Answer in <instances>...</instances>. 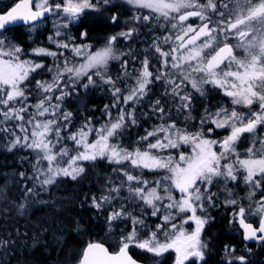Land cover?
I'll use <instances>...</instances> for the list:
<instances>
[{"label":"snow or ice","instance_id":"obj_1","mask_svg":"<svg viewBox=\"0 0 264 264\" xmlns=\"http://www.w3.org/2000/svg\"><path fill=\"white\" fill-rule=\"evenodd\" d=\"M133 9H147L149 15L133 13L131 19L150 23L163 20L161 27L170 26L172 34L162 37L165 44L174 43L169 50H162L154 40L152 47L161 58L156 72L150 71V61L145 56L138 74L128 71V61L124 55L136 59L131 52H117L118 38L128 40L136 32L129 28L108 38L107 44L96 51L90 45H74L49 36L58 48L71 49L75 57L83 62L76 63L65 57L57 63L51 81L36 80L37 100L30 102L32 74L45 65L26 59L24 49L3 33L8 26L22 23L29 31L39 26L46 15L63 16L57 25L55 36L63 33L70 23L79 21L86 10L98 12L111 4V0H17L6 12L0 13V133L7 140V151L22 148L36 153L33 165L35 181L47 191L58 178L66 177L76 181L83 177L86 167L82 162L95 163L106 160L123 177L116 183L110 177L102 185L99 196H91L90 207L103 214L108 231L119 227L117 222H126L120 233L118 251L112 252L102 242H89L84 248L79 264H137L129 254L131 247L138 248L155 257L164 253H175V264H207L208 244L202 233L211 217L200 215L208 207H217L215 193L210 191L214 183L238 180L243 174L244 183L250 189V204L239 206L233 212L230 224L239 225L244 241L264 243V196L252 201L256 191L264 189V137L258 136V129L264 127V0H123ZM154 14V15H153ZM112 23L118 15L111 17ZM192 21V22H190ZM87 36L81 33V39ZM159 39V38H158ZM235 39V44L230 43ZM238 50L243 55H238ZM33 56H64L43 47L32 49ZM121 61L123 77L134 80L122 89L117 84L121 77L113 79L109 74L110 61ZM67 77L65 80L64 78ZM86 78V82H84ZM162 82L178 113H183L185 122L192 116L194 95L206 97L209 88L218 89L229 98L231 108L224 105L215 109L204 106L199 118V128L193 132L180 127L160 99L151 105L160 124L138 138L136 147L129 149L117 140L129 126H135L136 106L140 105L150 91V85ZM84 89L101 88L111 93V104L104 105L107 122L96 128L90 118L72 131L73 113L63 108V103L73 92ZM190 85L192 91H187ZM123 105V106H122ZM118 114L112 117L111 109ZM247 109V112L240 109ZM131 109V110H130ZM217 129H228L222 139L211 138ZM19 133V134H18ZM67 133V135H65ZM96 139L89 140V136ZM251 134L252 146L241 155L237 144L243 134ZM67 141L74 145L69 148ZM190 148L186 153L183 149ZM169 149L179 152L178 159L161 155ZM46 162V166L44 165ZM139 170L134 174L123 165ZM164 175L156 180L144 177V171ZM21 176L24 174L21 173ZM128 195L124 196L123 192ZM162 190V191H161ZM175 193H179L177 197ZM36 194L34 188H26L25 195ZM231 196V193H229ZM88 200L87 194L85 201ZM119 201V204L114 203ZM45 203V201H40ZM129 204L134 207L130 208ZM226 206H236L234 198L225 200ZM21 211L25 204H20ZM139 209L140 214H134ZM151 215L159 219L155 230L148 229L141 238V230L146 227L145 217ZM248 215L259 216V227L247 222ZM193 224L189 231L184 227ZM35 242H39L34 237ZM9 241L0 240V248H6ZM251 251V249H249ZM235 248L225 245L227 264H247L245 256H235Z\"/></svg>","mask_w":264,"mask_h":264},{"label":"trees","instance_id":"obj_2","mask_svg":"<svg viewBox=\"0 0 264 264\" xmlns=\"http://www.w3.org/2000/svg\"><path fill=\"white\" fill-rule=\"evenodd\" d=\"M6 2H2L4 8L0 10V13L6 12L17 0H6ZM115 3L117 4L111 2L110 5L102 7L98 12L89 11L85 13L77 24L71 26L70 34L73 40L67 43L87 44L91 46V50L92 45L102 44L108 41L110 36L134 27L136 32L133 33L132 37L125 42L124 38H118L117 46H120L124 53L131 52L136 59L133 60L131 56L124 55L121 60H127L128 71L136 75L142 68V61L147 56L150 61V71L155 73L161 65V58L152 45L153 41L156 40L163 48L160 25L162 19L153 20L150 23L141 20L136 23L131 19L134 12L141 15H149L150 13L125 6L118 1ZM114 14L118 15L116 23L111 21ZM28 28L26 26L15 27L5 31L3 35H8L9 38L14 39L24 49L26 55L37 47L54 49L57 53L62 52V48L55 47L54 42L49 41V36H55V30L41 27L35 34H32ZM83 32H86L87 36L81 39ZM34 60L43 63L45 67L32 75L33 93L30 95V102L33 104L38 98L35 92L36 80L51 81L53 75L48 70L49 67L55 68L54 62L51 63L48 57L35 56ZM109 74L113 79L118 76L121 77L117 80V84L125 91L127 84L134 83L133 79L128 78L126 80L123 77V69L119 60L110 64ZM84 82H86V78ZM77 88L79 89L78 93L73 92L63 103V108L73 113L71 130L76 131L86 118H90L96 128L103 126L108 120L103 111L104 105L111 104L113 100L111 93L104 90L107 86L84 89L77 85ZM190 90L191 87L187 86V91L190 92ZM219 94L210 92L206 97L194 96L192 116L195 119L185 122V114L178 113L170 97L165 95L164 83L155 82L150 86V91L142 103L136 106L137 124L126 128L117 142L132 149L136 147L138 138L145 135L146 129L151 130L155 125L161 123L157 119V115L151 111V105L157 99L161 100L171 118L176 120L180 127L188 126L192 128L190 130L195 132L199 128L196 127L197 122L195 120L200 118L205 105L213 109L219 105L232 106L227 97L222 98V96L219 100ZM111 113L112 117H116L118 110L113 108ZM95 138L94 133L89 136L90 141L95 140ZM6 144L7 140L4 139V134L0 133V240L9 241L6 248H0V264H77L84 248L92 241L103 242L111 251H114L115 244H119L121 229L125 232L128 230L125 227L126 222H117L119 227H114L109 232L105 222L107 211L100 214L89 205L93 194L100 195L102 185L107 178L110 177L116 183L123 179L118 172H113V168L120 166L109 164L104 160H97L95 163L83 162L86 172L82 178L73 181L70 178L60 177L54 185L45 191L34 179L33 165L36 163V154L22 148L9 152L5 147ZM67 145L69 148L74 147L71 141H67ZM43 166H46V162ZM123 167L128 168L134 174H140L139 170L132 169L128 164L123 165ZM13 171L15 174L12 173ZM21 173L24 175L21 176ZM157 176L147 170L144 171V177L150 181L156 180ZM229 185L225 189L230 191L233 185L232 183ZM26 188H34L36 194L26 196ZM86 194L88 196L87 201H85ZM123 195H128L126 190ZM40 201H45V203H40ZM114 203L119 204V201ZM20 204H26L22 211L19 208ZM129 207L134 206L129 204ZM232 207L219 202L218 208L211 209L209 215L213 220L211 219L212 221L202 233L203 239L209 246L206 253L207 264L227 263V261L223 262L221 254L224 245H243L241 234L234 227L228 226ZM134 214L139 215V209H136ZM148 216L145 217L148 225L146 224L147 227L141 230V234L144 235H147L151 223L154 225V221L159 220L156 218L148 219ZM111 236L116 237L114 242L109 240ZM34 237H37L39 242H35ZM249 247L255 248L256 246L250 245ZM130 252L138 261L146 264H173L170 253L165 254L164 260L158 261L157 257L135 247H132ZM234 264H239V262L236 261ZM247 264H264V247L255 251Z\"/></svg>","mask_w":264,"mask_h":264},{"label":"rangeland","instance_id":"obj_3","mask_svg":"<svg viewBox=\"0 0 264 264\" xmlns=\"http://www.w3.org/2000/svg\"><path fill=\"white\" fill-rule=\"evenodd\" d=\"M115 1H118V2H120V4H123V5H125V6H129V5H127L126 3H124L123 2V0H112L111 2H114V4H117V3H115ZM2 2L4 3H7L6 2V0H0V10H2L4 7V4H2ZM51 2H53V3H62L63 2V0H51ZM130 7V6H129ZM137 10H139V11H141V10H143V12H147V13H149V11L147 10V9H137ZM90 10H86L85 11V13H87V12H89ZM84 13V14H85ZM83 14V15H84ZM82 15V16H83ZM81 16V17H82ZM80 17V18H81ZM64 18H63V16L61 15L60 17H54V16H52V15H50V17L47 19V20H45V21H43V22H41V23H39V26L38 27H35L33 30H31L32 31V34H35L41 27L43 28H45V27H48L50 30H55V32H56V30H57V25L63 20ZM190 22H192V21H190ZM78 23V21L77 22H75V23H70L69 24V27L67 28V29H64V28H60V31L63 33L61 36H58V37H56V36H54V39L55 40H59V41H62V42H71L72 40H73V38H71V34H70V28H71V26L73 25H75V24H77ZM161 24H164V21L163 20H161ZM160 24V25H161ZM162 28V33H161V40H162V43H163V48L162 49H164L165 51H167V50H169L170 49V47H172V46H174V43H170V44H165L164 43V41H163V39H162V37L163 36H165V35H170V34H172V30L170 29V26H166V27H161ZM29 29V28H28ZM4 34V33H3ZM7 37H9L8 35H7ZM125 41H127V40H125L124 39V42ZM237 41L235 40V39H233V40H231L230 41V43H232V44H235ZM107 44V41H105V42H103L102 44H99V45H92V49H91V51H96V50H98V49H101V48H103L105 45ZM71 45V44H70ZM75 45V44H74ZM54 46L55 47H57L56 46V44L54 43ZM121 47L120 46H117V41H116V44H115V49H116V51L119 53V52H124L123 51V49L121 50L120 49ZM153 49H154V47H153ZM49 50H51V51H54V52H56V50H54V49H49ZM155 50V49H154ZM32 52V51H31ZM62 52L64 53V56H58L57 58H53V57H51V56H36V57H48L51 61V63H53L54 62V67H56V64L57 63H60V64H62L63 63V61H64V58L65 57H67V58H69L70 60H72L73 62H76V63H80V62H83L82 61V59L80 58V57H75L74 55H73V53H72V51H71V49L69 48V49H63L62 48ZM61 53V52H60ZM237 54L238 55H243V53H242V51H240V50H238V52H237ZM34 57L35 56H33V55H31V53H28L27 55L25 54V57L24 58H26V59H31V60H34ZM123 57V56H122ZM121 57V58H122ZM35 61V60H34ZM112 62H118V60H113V61H110V64L112 63ZM110 64H109V66H110ZM50 68V67H49ZM41 70V69H40ZM53 70H55V68L53 69ZM37 71H39V70H37ZM49 71V70H48ZM50 72V71H49ZM50 73H52V75L54 74V71L53 72H50ZM34 74V73H33ZM32 74V75H33ZM65 80L67 79V77H65L64 78ZM151 86V85H150ZM189 87H191L190 85H188ZM30 90H31V94L33 93V87H32V85H30ZM192 91V89L190 90V92ZM220 93V91L218 90V89H211V88H209V92L208 93ZM195 97H198L199 96V94H195L194 95ZM223 95L220 93L219 95H218V98H219V100H220V97H222ZM222 98H224V96L222 97ZM220 106V105H219ZM225 106V105H224ZM226 107H228V106H226ZM232 106H230L229 108H231ZM241 111H244V112H247V109H244V108H241L240 109ZM193 121V120H192ZM196 122H197V124H195L196 125V127H199V119H197V120H195ZM195 127V128H196ZM187 128L190 130V129H192V128H190V127H188L187 126ZM190 131H192V130H190ZM194 132V131H193ZM219 133H221V134H219ZM229 133V130L228 129H217L213 134H212V136H211V138H214V139H217V140H222L227 134ZM19 134V133H18ZM214 135H216V136H214ZM257 135L258 136H261V137H264V127H261V128H259L258 129V132H257ZM96 139V138H95ZM246 142H248V143H246ZM250 146H252V136H251V134H247V133H245V134H243V136L241 137V140L238 142V144H237V150H238V152L243 156V155H246V150L250 147ZM186 153H188V152H190V148H184L183 149ZM32 152V151H31ZM36 154V153H35ZM159 154H161V155H169V154H171L173 157H174V159H178V156H179V152L176 150V149H169V150H167L166 152H164V153H159ZM104 161H106V160H104ZM107 162V161H106ZM83 163V162H82ZM13 174H15V172L13 171L12 172ZM155 175H158L157 176V179H159V178H161L163 175H164V173H162V172H157V173H154ZM238 175V180L237 181H235V182H229V183H232V185H233V188H232V190H226L225 188L226 187H228V186H230L229 185V183L227 184V185H225L223 182H217V183H214V185L211 187V189H210V191L212 192V193H215L216 195H215V197H214V199H215V203H216V205H217V208H218V203L219 202H223V205H225V200L226 199H230V198H234V199H236L237 200V205L236 206H233L231 209H230V216H229V219H228V226L230 227V228H232L233 226H235V224L237 225L238 224V217H236L235 219H236V223L235 224H230L229 223V220L230 219H233V212L234 211H236V212H238V210H239V206H244V207H248L249 206V204H250V200H249V195H250V189H249V187L244 183V180H243V174L242 173H238L237 174ZM15 182H17V180H15ZM162 191V190H161ZM229 193H231V196H229ZM174 194L177 196V197H179V193H175L174 192ZM262 196H264V189H260V190H257L256 191V194H255V196L254 197H252V201H256V200H259ZM26 205V204H25ZM205 208L207 209V212L206 213H199L200 215H208V216H210L209 214H211V209L213 208V210L214 209H216V207H208V205H207V203H205ZM25 209V208H24ZM23 209V210H24ZM211 217V216H210ZM156 217H152L151 215H149L148 216V219H155ZM157 219V218H156ZM211 219L213 220V218L211 217ZM209 220V222L205 225V228H206V226L212 221V220ZM260 218H259V216H256V215H248L247 216V220H249V221H252V222H255L256 220H259ZM146 220V219H145ZM149 222L151 221V220H148ZM157 223H160V221L159 220H155L154 221V225H152V223H151V229L152 230H155V225L157 224ZM146 224L148 225V223H147V221H146ZM147 227V226H146ZM145 227V228H146ZM184 227L186 228V229H188L189 231H191L193 228H194V225L193 224H191V223H189V224H187V225H184ZM204 228V229H205ZM122 230V229H121ZM146 235H144V234H141V238H143V237H145ZM115 239H116V237L115 236H111L110 238H109V240L110 241H112V242H114L115 241ZM118 247H119V244L118 245H116L115 244V248H114V251H117L118 250ZM231 247V246H230ZM261 247H264V243L263 244H261V245H259V246H256L255 248H250V247H246V246H243L242 248H240V249H235V253H233V255H235V256H240V255H243V256H245L246 257V259H247V261L250 259V256H252V255H254V253H255V251H257L259 248H261ZM132 248V247H131ZM130 248V249H131ZM249 249H251V251H249ZM167 253H170L171 254V256H172V261H173V264H175V253L174 252H172V251H169V252H167ZM165 254L166 253H164L161 257H157L158 258V261H161V260H164L165 259ZM221 254H222V258H223V262L225 263V261H228V256H226V254H225V247H224V249H223V252H221ZM79 262V261H78ZM78 262H77V264H78ZM227 264V263H226Z\"/></svg>","mask_w":264,"mask_h":264},{"label":"flooded vegetation","instance_id":"obj_4","mask_svg":"<svg viewBox=\"0 0 264 264\" xmlns=\"http://www.w3.org/2000/svg\"><path fill=\"white\" fill-rule=\"evenodd\" d=\"M247 222L252 223L254 227H258L259 226V220H256L255 222H252V221L247 220ZM233 227L237 230L238 233L241 234V237H242V240H243L242 241L243 242V245L242 246H237V245H234V244H232V245L228 244V246L234 247L237 250V249L242 248L243 246L249 247L250 245H254V243H246L244 241V239H243V232L240 230V226H239V217H238V224L237 225L235 224V226H233ZM224 247H225V245H224ZM224 247H223V249H224ZM222 252H223V250H222Z\"/></svg>","mask_w":264,"mask_h":264},{"label":"water","instance_id":"obj_5","mask_svg":"<svg viewBox=\"0 0 264 264\" xmlns=\"http://www.w3.org/2000/svg\"><path fill=\"white\" fill-rule=\"evenodd\" d=\"M50 17V15H46V18H44V19H42V21H44V20H46V19H48ZM42 21H40V22H42ZM39 22V23H40ZM20 26H26V25H24V24H22V23H15V24H12V25H9L8 26V29H12V28H15V27H20ZM26 27H28V26H26ZM240 226V225H239ZM259 227V226H258ZM240 230L243 232V230L241 229V227H240ZM246 243H254V244H260L259 242H256V241H245ZM104 245L106 246V247H108L105 243H104ZM110 250V249H109ZM118 251V250H117ZM116 252V251H115ZM129 254L133 257V259H135L136 261H137V264H146V263H143V262H141V261H138L132 254H131V252H130V250H129ZM81 258V257H80ZM80 260V259H79ZM79 264V263H78Z\"/></svg>","mask_w":264,"mask_h":264}]
</instances>
